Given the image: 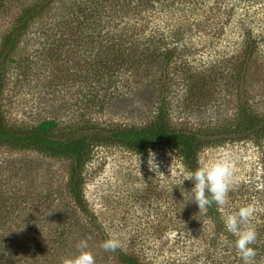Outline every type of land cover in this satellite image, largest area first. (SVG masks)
Masks as SVG:
<instances>
[{"label":"rangeland","instance_id":"obj_1","mask_svg":"<svg viewBox=\"0 0 264 264\" xmlns=\"http://www.w3.org/2000/svg\"><path fill=\"white\" fill-rule=\"evenodd\" d=\"M80 3L55 0L10 55L1 96L10 127L28 129L45 120L66 132L91 123L144 127L166 106L175 129L208 131L231 127L244 107L264 112V54L239 77L244 36L233 25L223 26L215 5L204 18L183 20L163 10L131 11L122 2L93 17L78 12ZM21 8L10 3L0 9V52ZM150 29L180 48L171 65L158 59L136 66L147 47H158L148 41ZM150 151L156 170L148 164ZM225 152L235 170L228 204L221 207L229 212L253 204V218L259 217L264 138L205 148L200 165ZM72 166L70 158L0 145V264H60L82 239L96 264H120L116 252L100 246L109 232L120 236L125 251L158 261L199 251L215 236L206 210L199 212L194 202L183 208L181 191H190L193 182L178 185L190 170L174 149L97 147L84 169L86 209L70 190Z\"/></svg>","mask_w":264,"mask_h":264},{"label":"trees","instance_id":"obj_2","mask_svg":"<svg viewBox=\"0 0 264 264\" xmlns=\"http://www.w3.org/2000/svg\"><path fill=\"white\" fill-rule=\"evenodd\" d=\"M54 1L0 0V9L7 7L10 3L19 4L22 7L16 17L15 26L4 38L3 48L0 52V145H8L17 149L32 148L50 156L72 159L70 190L78 205L83 209H86L83 195L84 169L90 162L94 150L99 146L120 144L136 152H144L157 146L171 148L179 153L185 166L190 171H194L200 166L199 155L205 148L250 136L264 138V112H259L253 107H244L240 118L231 127L208 131L175 129L170 122V114L166 106H161L156 119L144 127L103 126L91 123L66 132L57 130L58 124L55 120H45L28 129L10 127L7 124L1 103L8 60L31 24L47 11ZM102 1V5L107 6L99 9L91 2L81 0L78 12L87 15L90 13L95 17L97 12L101 14V10L107 11L108 6L115 9V6L122 2L131 11L137 9L141 12L163 10L169 17L177 15L178 18L184 20L192 16L196 19L204 18L209 13L208 9L215 5L216 12L220 13L225 23L223 26L233 25L244 36L238 56V63L244 73L241 71L239 77L247 74L246 66L258 62L264 54V0ZM194 26L199 27L196 23ZM152 30L150 29L148 41L157 44L158 47H155L156 49L147 47V54L143 53L141 57L136 58V66L144 64L143 62L146 61L155 63L158 59L165 65H171L177 53H180V48L177 44L170 45V41H166L167 37H159L155 33L157 30H153L154 32ZM192 32L190 29V35H193ZM183 34L184 32L177 33L175 37ZM235 210L234 207L233 210L226 212L216 204H212L206 209V217L213 226L215 236L212 237L208 246L200 247L202 249L199 251L191 248L190 252H185L183 256L165 257L159 261L154 257H141L139 254L125 251L123 248L117 249L115 252L120 264H242L235 248L231 246L235 237L226 231L223 223V217ZM257 215L259 217L256 216L257 218H253V220H258L259 223L252 220L258 232L257 242L253 247L257 250V264H264V212H258ZM199 222V220L193 222L195 223L193 234L198 233ZM177 243L176 240L175 244ZM183 250L187 251L184 247ZM1 256L0 250V258Z\"/></svg>","mask_w":264,"mask_h":264},{"label":"clouds","instance_id":"obj_3","mask_svg":"<svg viewBox=\"0 0 264 264\" xmlns=\"http://www.w3.org/2000/svg\"><path fill=\"white\" fill-rule=\"evenodd\" d=\"M155 153L149 152L148 164L152 170ZM235 161L228 153H221L215 158L203 162L196 170L183 175L181 182L191 180L193 187L190 191L183 188V208L186 203L194 202L199 212L205 211L212 204L225 206L228 204V193L233 186ZM173 188V186H172ZM171 188V191H172ZM182 208V209H183ZM256 208L253 204L239 206L235 211L223 217L226 231L235 239L231 246L235 248L242 264H257V250L253 245L257 242L258 232L253 224V216ZM105 251L115 252L123 247L118 234L109 232L107 238L100 245ZM76 253L62 258L60 264H96V258L90 249L87 239L80 240L76 245Z\"/></svg>","mask_w":264,"mask_h":264}]
</instances>
